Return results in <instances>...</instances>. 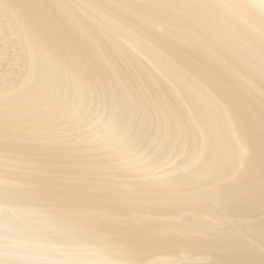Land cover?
Instances as JSON below:
<instances>
[{
	"label": "bare ground",
	"instance_id": "6f19581e",
	"mask_svg": "<svg viewBox=\"0 0 264 264\" xmlns=\"http://www.w3.org/2000/svg\"><path fill=\"white\" fill-rule=\"evenodd\" d=\"M0 264H264V0H0Z\"/></svg>",
	"mask_w": 264,
	"mask_h": 264
}]
</instances>
